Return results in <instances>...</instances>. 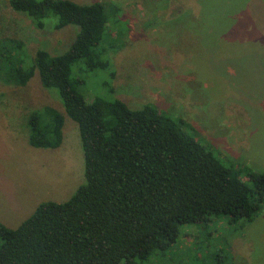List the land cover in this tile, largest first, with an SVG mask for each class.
I'll list each match as a JSON object with an SVG mask.
<instances>
[{
	"label": "rangeland",
	"instance_id": "374dc122",
	"mask_svg": "<svg viewBox=\"0 0 264 264\" xmlns=\"http://www.w3.org/2000/svg\"><path fill=\"white\" fill-rule=\"evenodd\" d=\"M73 1L120 9L99 44L108 69L73 65L84 95L119 98L131 108L151 104L181 119L228 165L264 173V0ZM77 31L38 29L0 0V37L24 41V65L38 48L62 53ZM45 105L64 117L55 148L28 142V115ZM83 180L78 125L57 90L44 88L36 71L23 86L0 81V225L16 228L41 202L66 201ZM137 261L264 264V203L251 220L219 215L181 225L167 249Z\"/></svg>",
	"mask_w": 264,
	"mask_h": 264
},
{
	"label": "trees",
	"instance_id": "16d2710c",
	"mask_svg": "<svg viewBox=\"0 0 264 264\" xmlns=\"http://www.w3.org/2000/svg\"><path fill=\"white\" fill-rule=\"evenodd\" d=\"M8 3L38 29L78 27L62 53L38 48L26 65L24 41L0 37V81L23 86L36 71L44 88L57 90L78 125L84 180L69 199L41 202L16 228L0 225V264H139L167 249L181 225L219 215L251 220L261 209L264 173L228 165L187 133L181 119L151 104L131 108L81 91L73 65L108 69L99 44L112 16L119 19L118 7L108 13L102 1ZM63 123L51 106L33 110L29 144L58 147Z\"/></svg>",
	"mask_w": 264,
	"mask_h": 264
}]
</instances>
